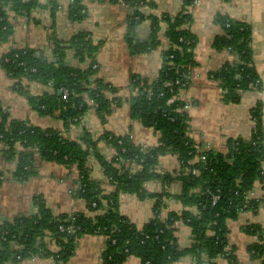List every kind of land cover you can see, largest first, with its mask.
<instances>
[{
	"label": "trees",
	"instance_id": "16d2710c",
	"mask_svg": "<svg viewBox=\"0 0 264 264\" xmlns=\"http://www.w3.org/2000/svg\"><path fill=\"white\" fill-rule=\"evenodd\" d=\"M124 2L133 7L127 20V40L132 52L158 48L160 32L165 26L168 45L162 52L159 76L148 81L135 75L130 84L136 91L131 99L132 116L145 126L154 128L159 142L146 148L134 143L129 135L104 133L100 139L112 145L116 152L111 161L104 162L111 186L106 190L102 182L91 175L88 161L91 149H96V142L89 134L80 140H72L58 130L11 119L8 109L0 101V142L4 144L6 158H18L14 177L24 181L36 173V153L43 159L76 166L80 187L75 195L83 198L88 208V212L56 216L44 200L37 197L38 214L18 216L0 225V264L18 256L36 255L52 256L54 264H65L80 237L94 233L106 237L101 264H122L130 256L140 258L143 264H169L188 254L206 256V260L200 258L198 264H217L219 257L236 261L235 248L228 242L227 220L236 219L241 211H258L264 200V195L249 197L257 181L264 189L263 102L259 100L251 109L254 125L249 138L229 139L227 153L209 148L202 152L205 159L198 160L204 143H198L189 136L187 104L176 98L182 89L189 86L191 69L196 64L193 50L197 36L191 30L189 11L195 0H183L181 10L175 15H152V31L146 40L139 39L137 35V27L145 19L140 7L153 5V1ZM39 3V0H0V43L7 42L14 33L9 11L29 16ZM86 10L83 0H71L72 19H84ZM216 21L222 26L223 33L215 38L214 46L229 50L233 58L212 71L210 76L221 88L223 102L239 103L243 92L262 91L264 88L254 64L252 25L224 14H218ZM64 43L58 45L60 58L65 57L67 48L74 49L79 60H89L86 69L60 66L28 47L10 49L0 59V65L16 79L14 88L26 96L34 108L44 114L59 110L67 128L88 110L85 95L92 99L98 117L105 122L113 107L120 106L124 99L116 95L110 97L109 94H116L118 88L96 76V55L101 44L94 43L85 31L78 32ZM24 77L44 84L52 83L60 91L61 87L67 86L74 96L64 99L63 93L57 92L32 95L21 82ZM167 154L176 155L180 161L182 189L178 195L167 192L163 195L175 196L184 208L181 212H170L163 219L160 216L162 202L159 200L163 195L147 192L144 181L160 177L164 183H169L171 175L158 171L160 157ZM124 193L135 194L142 199L156 197L154 217L142 227L121 213L120 198ZM210 193L219 196L215 205L211 204ZM246 204L248 207L244 208ZM181 220L191 227L194 235V242L185 248L179 245L176 234L177 222ZM72 224L74 230L68 231L66 228ZM245 231L255 236L249 247L251 258L256 264H264V228L260 224H250ZM50 240L59 246L57 252L49 250Z\"/></svg>",
	"mask_w": 264,
	"mask_h": 264
},
{
	"label": "crops",
	"instance_id": "0c3cea01",
	"mask_svg": "<svg viewBox=\"0 0 264 264\" xmlns=\"http://www.w3.org/2000/svg\"><path fill=\"white\" fill-rule=\"evenodd\" d=\"M153 5L140 7L145 19L137 27V35L146 40L152 31L151 16L177 14L183 0H152ZM39 6L29 16L9 11V20L14 24V33L7 42L0 43V59L12 48H32L42 53L50 61L63 66L86 69L89 60L84 62L76 57L74 49L67 48L62 59L58 54V45L71 39L80 31L89 33L94 43H100L96 55L98 70L96 76L118 88L116 94L124 99L120 106L113 107L112 112L103 122L97 115L92 99L85 95L89 104L88 110L75 119L69 128L65 125L61 112L44 114L34 108L26 96L19 93L14 85L16 79L10 76L0 65V101L9 111L10 118L26 121L43 129H55L64 137L80 140L89 134L96 142V149H91L88 161L91 175L101 181L108 190L109 175L104 162L111 161L116 152L112 145L100 139L106 132L116 136L129 135L131 140L143 147L156 146L159 135L152 127L145 126L131 112V99L136 95L130 84L137 75L148 81L155 80L163 63V50L168 45L165 26L160 32V46L148 52H132L127 40V20L133 7L127 2L114 0H83L86 16L82 20L70 17L71 0H39ZM189 11L192 16L191 30L197 36L193 50L196 64L190 73V84L182 89L177 99L187 104L190 115L189 136L196 142L204 143L222 153L229 150L228 140L238 137L249 138L254 122L251 109L261 100L263 102L264 125V88L263 93L257 90L243 92L239 103H225L221 99V88L211 78L212 71L221 68L233 56L227 49H217L215 38L223 33L222 26L216 21L218 14L243 19L252 25V48L254 64L264 85V0H199L194 2ZM29 92L35 96L44 93L53 95L60 92L52 83L22 78ZM18 158L8 159L4 155V144L0 142V225L18 216L38 214L35 199L40 197L54 215L74 212H88L86 201L75 195L80 187L79 173L76 166H67L54 160L43 159L35 154L36 173L27 180L14 177ZM158 171L170 174L168 184L163 178H150L144 181L147 192L152 194L169 193L178 195L182 189L180 178V161L176 155L167 154L160 157ZM252 196L262 197L264 189L259 181L255 183ZM159 199V198H158ZM161 200V218L168 217L170 212H181L182 203L173 197ZM156 197L139 198L135 194L124 193L120 198V211L139 227L150 221L155 214ZM196 212L195 208H191ZM228 242L235 248L236 261L219 257L217 264H256L251 258L249 247L255 236L245 231L250 224H260L264 228V200L258 211H243L236 219L227 220ZM177 237L181 247H189L194 242L193 231L182 220L177 222ZM106 247L103 234H85L78 240L75 250L65 264H101ZM49 250L54 253L59 246L48 242ZM204 255L181 257L169 264H198ZM52 256L36 255L32 257L9 259L5 264H54ZM60 264V263H59ZM122 264H143L135 256L128 257Z\"/></svg>",
	"mask_w": 264,
	"mask_h": 264
},
{
	"label": "built area",
	"instance_id": "2783aa9c",
	"mask_svg": "<svg viewBox=\"0 0 264 264\" xmlns=\"http://www.w3.org/2000/svg\"><path fill=\"white\" fill-rule=\"evenodd\" d=\"M117 1H119V2H124V0H117ZM196 2H199V0H195V3ZM61 91H62V93H63V97H64V99H68V98H70V97H73L74 96V93L72 92V90L69 88V87H67V86H63V87H61ZM258 91V90H257ZM260 93H263V90L262 91H259ZM210 147L208 146V145H206V144H203V146H201V148H200V150H201V155H199L197 158H198V160H200V159H205V155H203L202 154V152L203 151H205V150H208ZM194 172H198V170H194ZM186 173H188V172H186ZM249 197L250 198H254L255 196H252L251 195V193H249ZM210 198H211V204L212 205H215L216 203H217V201H218V198H219V196L217 195V194H211L210 193ZM248 207V205L246 204V205H244V208H247ZM241 212H243V211H241ZM240 212V213H241ZM74 225L72 224V225H69L66 229L68 230V231H73L74 230ZM18 258H20V256H18Z\"/></svg>",
	"mask_w": 264,
	"mask_h": 264
},
{
	"label": "water",
	"instance_id": "95a60500",
	"mask_svg": "<svg viewBox=\"0 0 264 264\" xmlns=\"http://www.w3.org/2000/svg\"><path fill=\"white\" fill-rule=\"evenodd\" d=\"M62 92L60 91L59 94H61Z\"/></svg>",
	"mask_w": 264,
	"mask_h": 264
}]
</instances>
